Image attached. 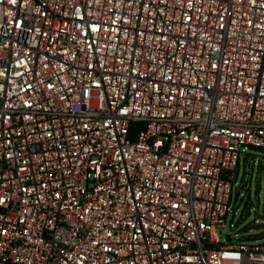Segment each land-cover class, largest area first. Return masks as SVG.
<instances>
[{"label": "built area", "instance_id": "1", "mask_svg": "<svg viewBox=\"0 0 264 264\" xmlns=\"http://www.w3.org/2000/svg\"><path fill=\"white\" fill-rule=\"evenodd\" d=\"M247 147L264 0H0V264H264Z\"/></svg>", "mask_w": 264, "mask_h": 264}, {"label": "rangeland", "instance_id": "2", "mask_svg": "<svg viewBox=\"0 0 264 264\" xmlns=\"http://www.w3.org/2000/svg\"><path fill=\"white\" fill-rule=\"evenodd\" d=\"M245 154L253 156L256 159V164L250 168V172H247L246 175L243 168L239 173L236 186L240 187L241 183L245 181L246 188L241 189L242 195L238 199L235 216L233 217V211L228 216L225 233L230 230L232 223L235 238L240 242L264 243V225H254L257 214H264V168L260 165V162L264 165V151L247 147ZM245 154L241 157L242 166ZM251 156L247 157L248 161Z\"/></svg>", "mask_w": 264, "mask_h": 264}, {"label": "trees", "instance_id": "3", "mask_svg": "<svg viewBox=\"0 0 264 264\" xmlns=\"http://www.w3.org/2000/svg\"><path fill=\"white\" fill-rule=\"evenodd\" d=\"M252 148L261 149V150L264 151V148H259V147H252ZM248 156H251V155L245 154V156H244V165L243 166L241 164V158H240L238 166H237V168H236V170L234 172L233 190H232V198H231V204H232V207H233V213H236V211H237V202H238V199L240 198V196L242 195V190L241 189H245L246 188V185L244 184L245 181H243V183H241L240 187L236 186V184L238 183L239 173H240L241 169L243 168L244 172H245V175H246L247 172H250V168L256 164V159L253 156H251L249 161H248L247 160ZM260 165H261V167L264 168V165L262 164V162H260Z\"/></svg>", "mask_w": 264, "mask_h": 264}, {"label": "water", "instance_id": "4", "mask_svg": "<svg viewBox=\"0 0 264 264\" xmlns=\"http://www.w3.org/2000/svg\"><path fill=\"white\" fill-rule=\"evenodd\" d=\"M226 240H227L228 242H230V241H231V237H230L229 235H227V236H226Z\"/></svg>", "mask_w": 264, "mask_h": 264}]
</instances>
